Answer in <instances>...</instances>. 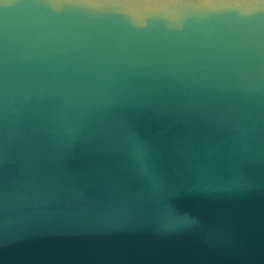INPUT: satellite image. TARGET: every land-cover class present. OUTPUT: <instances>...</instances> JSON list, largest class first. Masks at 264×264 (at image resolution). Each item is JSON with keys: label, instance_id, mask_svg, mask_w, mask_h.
<instances>
[{"label": "water", "instance_id": "water-1", "mask_svg": "<svg viewBox=\"0 0 264 264\" xmlns=\"http://www.w3.org/2000/svg\"><path fill=\"white\" fill-rule=\"evenodd\" d=\"M0 264H264V0H0Z\"/></svg>", "mask_w": 264, "mask_h": 264}]
</instances>
